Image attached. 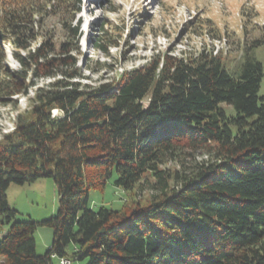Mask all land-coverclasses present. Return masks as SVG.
<instances>
[{
	"label": "trees",
	"instance_id": "trees-1",
	"mask_svg": "<svg viewBox=\"0 0 264 264\" xmlns=\"http://www.w3.org/2000/svg\"><path fill=\"white\" fill-rule=\"evenodd\" d=\"M76 2L0 0V59L1 42L27 52L17 54L15 73L0 64V97L24 91L29 71L63 76L38 90L0 140V264H264V64L246 48L231 75L221 53H162L110 82L82 85L70 80L81 76L64 21V40L44 34L30 47L37 19L64 17ZM263 43L264 34L249 48ZM170 161L180 169L162 168ZM46 176L59 196L56 215L13 221L10 184ZM110 180L127 199L92 208L91 190ZM145 182L154 191L141 199L135 190ZM39 226L53 229L43 255Z\"/></svg>",
	"mask_w": 264,
	"mask_h": 264
},
{
	"label": "rangeland",
	"instance_id": "rangeland-1",
	"mask_svg": "<svg viewBox=\"0 0 264 264\" xmlns=\"http://www.w3.org/2000/svg\"><path fill=\"white\" fill-rule=\"evenodd\" d=\"M37 20L38 25L34 26L38 32L31 48L48 36L53 42L64 40L62 21L72 28L76 48L71 54L77 59L76 68L81 77L70 80L90 87L110 82L162 53L178 57L221 53L225 69L231 75L239 72L238 65L246 48L252 49L256 59L264 64V43L249 48L253 40L264 34V0H79L64 17L50 12ZM1 50L0 64L6 71L15 73L23 68L17 54L26 56V50L16 49L9 41L1 42ZM28 74L29 86L24 91L0 97V140L31 109L39 89L63 78L62 75L35 77L33 71ZM260 94L264 95V77ZM221 106L228 116L237 115L232 105L221 103ZM52 114L58 116L60 111L54 109ZM196 157L206 158L201 152ZM162 168L180 169V166L170 161ZM146 182L135 190L138 198H146L154 191ZM90 194L94 209L103 204L118 208L127 199L125 191L116 187L113 180L104 191L91 190ZM7 197L9 206L16 210L13 221L47 220L59 208L52 177H41L32 183H11ZM9 226L6 224L5 228ZM34 237L36 253L43 255L53 241V229L39 226ZM88 261V258L74 259L71 264H88ZM53 264H62L61 259L53 258Z\"/></svg>",
	"mask_w": 264,
	"mask_h": 264
},
{
	"label": "built area",
	"instance_id": "built-area-1",
	"mask_svg": "<svg viewBox=\"0 0 264 264\" xmlns=\"http://www.w3.org/2000/svg\"><path fill=\"white\" fill-rule=\"evenodd\" d=\"M61 263L62 264H71L70 260H68V259H62Z\"/></svg>",
	"mask_w": 264,
	"mask_h": 264
}]
</instances>
